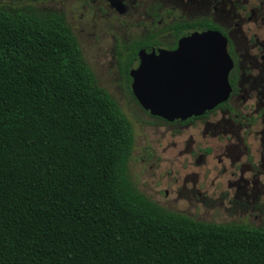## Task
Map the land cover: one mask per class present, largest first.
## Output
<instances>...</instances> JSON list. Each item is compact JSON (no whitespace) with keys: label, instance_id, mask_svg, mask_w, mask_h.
<instances>
[{"label":"trees","instance_id":"obj_1","mask_svg":"<svg viewBox=\"0 0 264 264\" xmlns=\"http://www.w3.org/2000/svg\"><path fill=\"white\" fill-rule=\"evenodd\" d=\"M133 144L61 17L0 8V264H264V228L138 191Z\"/></svg>","mask_w":264,"mask_h":264},{"label":"flooded vegetation","instance_id":"obj_2","mask_svg":"<svg viewBox=\"0 0 264 264\" xmlns=\"http://www.w3.org/2000/svg\"><path fill=\"white\" fill-rule=\"evenodd\" d=\"M18 3L37 14L60 16L79 39L100 40L98 51L103 42L99 75L140 110L141 125L153 126L159 141L166 140L162 153H176L181 171L163 189L166 197L173 194L175 204L186 200L194 211L216 199L221 210L264 214V0H0V7ZM198 31L225 39L231 61L227 97L190 117L151 114L132 91L130 71L144 56L171 53ZM106 70L112 74L106 76ZM154 151L144 145L142 161Z\"/></svg>","mask_w":264,"mask_h":264},{"label":"water","instance_id":"obj_3","mask_svg":"<svg viewBox=\"0 0 264 264\" xmlns=\"http://www.w3.org/2000/svg\"><path fill=\"white\" fill-rule=\"evenodd\" d=\"M225 43L218 32L198 31L182 38L171 53L144 56L130 71L139 104L172 120L202 113L224 100L231 66Z\"/></svg>","mask_w":264,"mask_h":264},{"label":"rangeland","instance_id":"obj_4","mask_svg":"<svg viewBox=\"0 0 264 264\" xmlns=\"http://www.w3.org/2000/svg\"><path fill=\"white\" fill-rule=\"evenodd\" d=\"M22 7H24L23 4L18 3L14 8ZM36 11L39 12L38 10ZM74 35L81 45L80 50L84 60L93 74L97 76V84L111 94L123 113L131 121L134 132V146L130 157L131 160L128 162V173L136 189L162 208L182 213L195 220L218 224L245 223L254 227H264V214L260 215L255 211L242 214L240 210H221L218 206L219 201L216 199H211L212 205L208 207L203 208L202 205H197L194 211L188 207L189 203L186 200H180L175 204L171 201L172 197H174L173 194L169 197L165 196L163 189L171 187L175 181L177 171H181L178 169L179 165L174 162L176 158L175 151L169 150L163 154L162 150L166 146V140L159 141L153 126L141 125L138 121L143 119L140 110L132 102H128L126 98L121 97L115 84L105 81V76L99 75L97 58L104 53L103 42H101L102 50L98 51L97 43L100 40L93 41L87 38L81 40L75 31ZM104 43H109V40H104ZM109 74L111 75L112 71L106 70L105 75L109 76ZM144 145L154 147L155 151L147 160L142 161ZM224 201L227 203L228 199ZM260 201L263 202V200ZM256 214H258L257 218H255Z\"/></svg>","mask_w":264,"mask_h":264}]
</instances>
